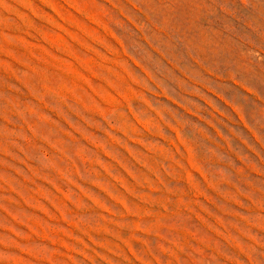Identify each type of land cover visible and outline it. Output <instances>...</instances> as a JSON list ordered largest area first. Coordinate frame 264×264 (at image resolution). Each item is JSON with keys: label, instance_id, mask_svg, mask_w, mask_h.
<instances>
[{"label": "rangeland", "instance_id": "1", "mask_svg": "<svg viewBox=\"0 0 264 264\" xmlns=\"http://www.w3.org/2000/svg\"><path fill=\"white\" fill-rule=\"evenodd\" d=\"M0 264H264V0H0Z\"/></svg>", "mask_w": 264, "mask_h": 264}]
</instances>
